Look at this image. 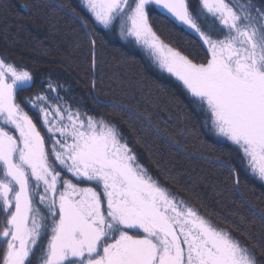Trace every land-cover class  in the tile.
<instances>
[{"label":"snow or ice","instance_id":"1","mask_svg":"<svg viewBox=\"0 0 264 264\" xmlns=\"http://www.w3.org/2000/svg\"><path fill=\"white\" fill-rule=\"evenodd\" d=\"M81 5L88 15L74 18L86 33L91 21L134 38L181 82L203 126L232 146L217 166L237 193L242 174L264 184V7L253 0H200L195 9L190 0ZM153 14L195 33L203 62L166 44ZM96 43L89 42L93 68ZM34 87L32 72L0 57V264H264V244L245 243L178 200L116 124L89 115L58 82L18 99Z\"/></svg>","mask_w":264,"mask_h":264},{"label":"trees","instance_id":"2","mask_svg":"<svg viewBox=\"0 0 264 264\" xmlns=\"http://www.w3.org/2000/svg\"><path fill=\"white\" fill-rule=\"evenodd\" d=\"M190 3L200 6V0ZM253 3L264 7V0ZM75 13L88 15L81 0H0V57L32 72L36 85L18 99L58 82L89 115L116 124L139 163L178 200L245 243L264 244V184L242 174L236 192L217 166L232 146L203 126L183 85L133 38L92 28L91 21L90 38ZM150 22L164 42L203 62L206 53L197 36L160 15ZM91 39L97 42L94 68Z\"/></svg>","mask_w":264,"mask_h":264},{"label":"rangeland","instance_id":"3","mask_svg":"<svg viewBox=\"0 0 264 264\" xmlns=\"http://www.w3.org/2000/svg\"><path fill=\"white\" fill-rule=\"evenodd\" d=\"M200 6H198V7H195V8H199ZM194 8V9H195ZM71 14V13H70ZM74 16H75V14H74ZM222 27V26H221ZM183 28H185V29H187L186 27H184L183 26ZM188 30V29H187ZM189 32H191L190 30H188ZM192 34H194L195 36H196V34L195 33H193V32H191ZM87 34L89 35V37L91 38V36H90V32H89V30H87ZM134 39V38H133ZM166 43V42H165ZM137 44H139V43H137ZM167 44V43H166ZM140 46H142L141 44H139ZM169 45V44H168ZM170 46V45H169ZM143 47V46H142ZM171 47H173V46H171ZM174 48V47H173ZM153 59H154V61L156 62V60H155V58L153 57ZM156 64L158 65V67L161 69V70H163L160 66H159V64H158V62H156ZM165 73H167L168 75H170L171 77H173V78H175L174 76H172L170 73H168V72H166L165 70H163ZM176 79V78H175ZM177 80V79H176ZM181 83V82H180Z\"/></svg>","mask_w":264,"mask_h":264}]
</instances>
